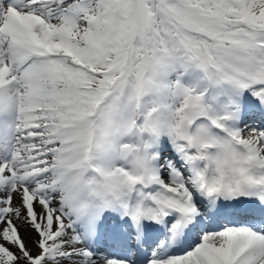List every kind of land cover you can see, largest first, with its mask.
Listing matches in <instances>:
<instances>
[{
  "label": "snow or ice",
  "instance_id": "6c2138e0",
  "mask_svg": "<svg viewBox=\"0 0 264 264\" xmlns=\"http://www.w3.org/2000/svg\"><path fill=\"white\" fill-rule=\"evenodd\" d=\"M0 264H264V0H0Z\"/></svg>",
  "mask_w": 264,
  "mask_h": 264
}]
</instances>
